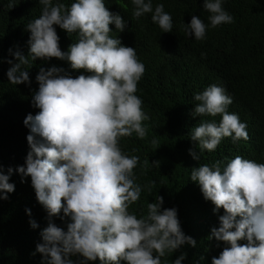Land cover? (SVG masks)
I'll list each match as a JSON object with an SVG mask.
<instances>
[{
  "label": "clouds",
  "instance_id": "obj_1",
  "mask_svg": "<svg viewBox=\"0 0 264 264\" xmlns=\"http://www.w3.org/2000/svg\"><path fill=\"white\" fill-rule=\"evenodd\" d=\"M132 2L134 17L152 13V21L163 32L172 31V17L163 4L153 10L151 0ZM40 3L42 14L27 25L31 57L66 59L73 70L93 74L72 78L60 75L64 70L53 66L40 68L36 76L39 89L33 102L40 111L25 117L31 151L26 167L17 168L22 176L31 177L36 198L49 217L41 232L43 243L37 244L36 251L46 264H74L69 257L76 254L85 261L98 258L101 264H120L121 260L127 264H161L166 253L184 244L194 247L196 241L183 233L177 210L161 209L163 197L148 203L144 217L129 212L142 191L133 171L139 157L125 155L119 141L133 132L145 138L142 122L148 116L142 110L143 101L135 95L145 66L135 48L123 46L109 35V25L114 23L123 31L124 20L110 12L103 0H76L70 7L53 4L52 0ZM14 4L10 0L9 8ZM203 7L211 13L212 28L234 22L222 7V0H204ZM53 25L69 33L78 30L79 40L68 52L60 50ZM207 27L193 15L184 31L203 40ZM13 55L19 62L7 71L9 82H28L29 74L22 68L29 64L28 59L19 51ZM194 99L200 102L194 116H222L218 125L205 121L194 128L191 139L198 141L201 149L212 151L225 137L249 139L246 123L227 111L232 98L222 86L210 85ZM189 153L199 159L194 151ZM231 154L225 166L221 161L205 164L194 168L190 177L200 184L204 198L215 205L214 211L221 207L225 211L219 217L220 227L213 228L211 234L230 247H225L218 258L213 257L212 264H264V163L262 157L256 162L242 158L243 152ZM152 164L158 166L159 161ZM8 181L9 175L0 172V198L6 199L5 193L14 191V184ZM148 187L150 192L151 185ZM53 216L62 220L70 217L66 231L52 222ZM30 224L37 227L35 221ZM239 240L247 243L238 244ZM185 257L181 253L173 264H181Z\"/></svg>",
  "mask_w": 264,
  "mask_h": 264
},
{
  "label": "trees",
  "instance_id": "obj_2",
  "mask_svg": "<svg viewBox=\"0 0 264 264\" xmlns=\"http://www.w3.org/2000/svg\"><path fill=\"white\" fill-rule=\"evenodd\" d=\"M14 2L9 8L10 0H0V172L9 175L8 182L14 184V191L5 193L6 199L0 198V264H46L36 246L43 243L41 232L49 223L48 213L36 198L31 177L17 172L19 166L26 167V157L31 151L27 142L30 128L24 120L28 114L35 116L40 111L33 102L39 89L36 76L40 68L47 70L55 66L64 70L60 75L68 74L72 78L93 73L73 70L66 59H33L27 25L40 17L43 5L40 0ZM74 2L52 0L53 4L63 3L68 7ZM103 2L125 22L123 31L110 24L109 35L118 38L123 46L135 48L145 66L135 95L143 101L142 110L148 116L142 122L147 134L141 139L133 132L119 141L125 155L139 157L133 171L142 191L139 200L129 206V212L137 218L144 217L148 203L156 202L157 196L163 197L161 209L175 208L183 233L196 244L194 247L184 244L166 253L161 264H173L181 253L186 254L181 264H212L213 257L218 258L225 247H230L211 234L213 228L220 227L219 217L225 211L222 207L214 211L215 205L204 198L200 184L190 177L194 168L205 164L221 161L225 166L232 152L235 155L243 152L242 158L256 162L262 157L264 163V0H222V7L233 16L234 22L215 28L210 26L211 13L203 7L204 0H151L153 10L157 4H163L164 11L171 15V32H163L152 21V13L134 17L132 0ZM193 15L208 25L203 40H196L184 31ZM53 27L59 36L60 50L68 52L70 45L79 40L78 30L69 33L58 25ZM16 51L29 61L28 65H22L29 81L14 85L9 82L7 71L19 62L13 55ZM210 85L222 86L232 98L227 111L246 123L250 132L248 140L225 137L209 151L191 139L200 123L218 125L222 119L220 114H192L200 103L194 99L195 94ZM153 140L158 143L153 144ZM189 150L199 159H193ZM153 161H159L158 166ZM51 220L66 231L70 217L62 220L53 216ZM30 221H35L37 227L33 228ZM246 243V240L238 241V244ZM69 258L74 264H101L98 258L85 261L79 254ZM120 264L127 262L121 260Z\"/></svg>",
  "mask_w": 264,
  "mask_h": 264
}]
</instances>
